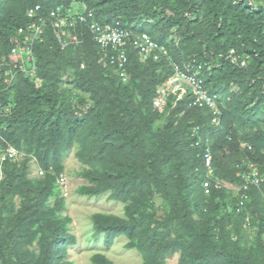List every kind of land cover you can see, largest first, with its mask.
<instances>
[{
    "label": "trees",
    "instance_id": "obj_1",
    "mask_svg": "<svg viewBox=\"0 0 264 264\" xmlns=\"http://www.w3.org/2000/svg\"><path fill=\"white\" fill-rule=\"evenodd\" d=\"M72 5L130 33L126 81L83 24L80 43L63 48L47 21L32 47V79L16 70L8 86V67L0 65V154L21 155L0 163V264H72L66 257L76 238L58 181L73 149L84 166L77 194L108 193L124 204L123 217L91 216L105 248L124 237V249L138 252L142 264H166L176 254L177 264H264V184L249 190L239 211L236 192L213 187L216 180L240 186L248 164L264 178V0H0V61L9 62V41L35 19L36 6L47 17ZM140 33L167 54L141 60L131 43ZM171 62L185 71L201 66L218 97L217 125L189 94L153 107ZM31 160L37 177H30ZM156 197L167 207L162 219L153 211ZM90 261L113 264L101 254Z\"/></svg>",
    "mask_w": 264,
    "mask_h": 264
},
{
    "label": "built area",
    "instance_id": "obj_2",
    "mask_svg": "<svg viewBox=\"0 0 264 264\" xmlns=\"http://www.w3.org/2000/svg\"><path fill=\"white\" fill-rule=\"evenodd\" d=\"M38 11L39 7L36 6L34 11L29 13V16H33L35 19L24 27L18 28L15 35L9 41L11 46L9 54L10 60L9 62H5L4 60L0 61L1 66L8 67V70L4 72V83L10 86L12 81H14L16 70L21 71L31 79L35 77L32 47L34 44L43 41L47 21L50 23L51 29L63 48L68 45H78L80 43V38L76 32L78 25L83 24L100 49L110 53L109 64L114 66L116 73L122 81H126L125 66L127 63V54L124 49V43L130 37V33L121 28L119 23H100L85 6H80V9L76 12L56 7L49 12L47 17L37 15L36 12ZM131 43L134 49L138 51L141 60H145L151 56L156 59L158 54H167L166 50L152 40L147 33H140L133 36ZM171 66L173 74L157 88L152 101L153 107L158 110L162 109L170 95L176 96V101H178L183 96L189 94L193 98V106L201 110L209 111L212 115V124L217 125L219 123L218 97L207 88L204 79L200 76L199 71L201 70V66L194 65V69L191 66L190 70L187 71L172 62ZM1 76L2 73L0 71V79ZM17 155L18 153L10 148L0 154V163L5 160L14 161ZM211 160V155L207 149L204 155V163L208 168L209 175H211ZM239 177L242 180V184L238 187L219 180H216L213 184L215 189L226 187L236 191L239 197L237 211L248 201L249 190L251 188H259L264 184V178L258 175L257 168L251 164L246 166V170L240 173ZM62 182L63 177L61 176L58 181L59 186ZM209 185V182H205V189Z\"/></svg>",
    "mask_w": 264,
    "mask_h": 264
},
{
    "label": "rangeland",
    "instance_id": "obj_3",
    "mask_svg": "<svg viewBox=\"0 0 264 264\" xmlns=\"http://www.w3.org/2000/svg\"><path fill=\"white\" fill-rule=\"evenodd\" d=\"M70 11H78L76 8ZM64 89H69L63 86ZM222 100V98H221ZM75 150H71L63 161L64 173L63 182L60 185L65 203L63 216L71 218L70 233L76 238V244L68 248L66 260L72 264H92L90 259L95 254L104 255L113 264H142V258L135 250H126L124 245L127 240L124 237L116 239L110 248L102 244L103 235L95 236L91 223V216L97 213H106L123 217L124 204L108 200V193L99 197H85L78 195L76 190L85 183L77 177L84 167L74 156ZM18 154L16 160H20ZM30 177L39 176V171L34 160L29 162ZM234 191V190H233ZM236 192V191H234ZM153 211L158 219H162L167 207L163 200L156 197ZM255 228L247 230V241L255 239ZM178 255L166 259V264H177Z\"/></svg>",
    "mask_w": 264,
    "mask_h": 264
},
{
    "label": "crops",
    "instance_id": "obj_4",
    "mask_svg": "<svg viewBox=\"0 0 264 264\" xmlns=\"http://www.w3.org/2000/svg\"><path fill=\"white\" fill-rule=\"evenodd\" d=\"M75 8L78 10V9H80V6L72 5L71 9L74 10Z\"/></svg>",
    "mask_w": 264,
    "mask_h": 264
}]
</instances>
